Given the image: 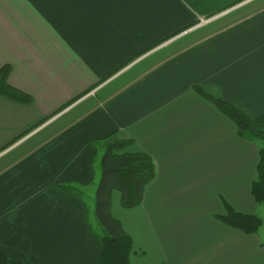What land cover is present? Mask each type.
<instances>
[{"label":"crops","instance_id":"obj_1","mask_svg":"<svg viewBox=\"0 0 264 264\" xmlns=\"http://www.w3.org/2000/svg\"><path fill=\"white\" fill-rule=\"evenodd\" d=\"M4 66L32 98L0 95V248L11 259L98 264L88 213L115 135L156 167L139 205L111 193L130 264H264L259 233L216 218L224 202L254 214L235 199L258 145L197 92L264 112V0H0Z\"/></svg>","mask_w":264,"mask_h":264},{"label":"trees","instance_id":"obj_2","mask_svg":"<svg viewBox=\"0 0 264 264\" xmlns=\"http://www.w3.org/2000/svg\"><path fill=\"white\" fill-rule=\"evenodd\" d=\"M186 29V28H185ZM9 66L0 69V95L19 103H30L32 98L7 84ZM212 101L236 126L237 135L258 145V160L256 177L251 182L250 193L254 201L264 207V112L256 117H249L226 101L214 98L204 91L197 90ZM132 139H121L110 135L105 142L100 159L102 175L95 192L94 215L100 232V254L98 264H130L129 256L132 251V239L123 230L118 219L110 211L111 193L118 190L120 205L129 209L142 201L145 187L156 174L155 163L145 152H131ZM226 213L217 216L225 225L238 229L245 234L258 231L261 219L254 214L234 211L224 202ZM0 264H46L42 260L32 258L30 263L11 259L0 248Z\"/></svg>","mask_w":264,"mask_h":264},{"label":"rangeland","instance_id":"obj_3","mask_svg":"<svg viewBox=\"0 0 264 264\" xmlns=\"http://www.w3.org/2000/svg\"><path fill=\"white\" fill-rule=\"evenodd\" d=\"M198 21V23H205L207 20H205V22H201V20H197ZM250 117V116H249ZM104 151V150H103ZM103 151H102V153H101V155H99L98 156V160H99V166H100V159H101V156H102V154H103ZM101 175H102V171L100 170V168H99V170H97V176H98V183H97V185H96V188H95V190L97 189V187H98V184H99V181H100V178H101ZM256 177V172H255V174H253L252 175V177L250 178L251 180L253 179L254 180V178ZM250 180V181H251ZM249 188H250V185L248 186L247 185V183H246V181L244 182V186H243V193H242V195L241 196H237L236 197V199H235V201H236V203H237V205H238V208L239 209H241L242 211H245V212H250V213H254L256 216H258L260 219H261V224H260V226H259V228H258V231L256 232V233H259L263 238H264V207H263V205L262 204H258V203H256L253 199H252V197H251V195H250V191H249ZM95 190H94V192H95ZM85 193L89 196V195H91L90 194V190H89V187L87 188V191H85ZM86 196V195H85ZM87 196V197H88ZM185 196H181L180 197V200H179V202H185ZM250 202H252L251 204H254V205H250ZM219 206L222 208V210H223V212H224V209H223V207H222V204H221V202L219 201ZM216 208H215V204H214V202H213V206H212V208H211V210H215ZM226 212V211H225ZM217 217V216H216ZM88 218L89 219H91V220H93V222L95 221L96 222V218H95V215L92 213V211H89V213H88ZM220 221V220H219ZM98 229H99V226H98ZM238 230V229H237ZM240 231V230H239ZM243 233V232H242ZM127 235H129L128 233H126ZM245 234V233H244ZM130 236V235H129ZM131 237V236H130ZM131 239H132V237H131ZM133 246H134V244H133V240H132V249H133ZM132 252V251H131ZM131 254V253H130ZM129 258H130V256H129Z\"/></svg>","mask_w":264,"mask_h":264},{"label":"built area","instance_id":"obj_4","mask_svg":"<svg viewBox=\"0 0 264 264\" xmlns=\"http://www.w3.org/2000/svg\"><path fill=\"white\" fill-rule=\"evenodd\" d=\"M201 22H205V20H201Z\"/></svg>","mask_w":264,"mask_h":264}]
</instances>
